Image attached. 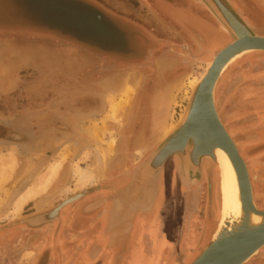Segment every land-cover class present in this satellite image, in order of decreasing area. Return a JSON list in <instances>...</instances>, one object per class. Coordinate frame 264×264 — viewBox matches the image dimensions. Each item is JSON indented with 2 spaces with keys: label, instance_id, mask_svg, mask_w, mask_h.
<instances>
[{
  "label": "rangeland",
  "instance_id": "obj_1",
  "mask_svg": "<svg viewBox=\"0 0 264 264\" xmlns=\"http://www.w3.org/2000/svg\"><path fill=\"white\" fill-rule=\"evenodd\" d=\"M96 1L115 13L120 22H128L131 32L143 33L149 39L141 45L119 41L111 57L104 52H87L116 63V70L94 78L84 69V75L75 76L80 68L60 52H32V56L17 52L15 63L0 54V172L5 171L0 179L2 264H65L81 259L87 264H102L112 250L113 261L123 252L121 264L125 256L126 264H142L141 246L148 244V253H153L152 246L164 234L168 239L163 242L171 247L178 248L176 236L182 238L179 250L185 261L188 235L195 230L203 234L210 203L206 178L190 189L179 188L170 166L154 210L133 216L116 229L108 226L111 203L107 200L130 185L135 169L154 152L165 133L179 124L193 91L187 82L200 76L213 56L196 52L189 64L172 52H153L168 43L157 39L156 31L170 36L162 18L178 19L169 6L180 10L190 5L200 7L224 31L199 0ZM195 18L198 24L204 22L199 16ZM141 20L147 27L140 25ZM228 40V36H215L214 45L227 46ZM250 57L256 59V65L264 61L263 54ZM244 70L237 73L239 76L223 75L216 102L224 126L241 147L242 157L253 165L250 175L256 190V161L264 162V68L259 65L254 73ZM4 71L10 74L2 79ZM243 80H255L258 85ZM175 85L181 86L175 90ZM103 149L112 152L102 162L100 172L101 165L92 168L99 157L102 159ZM29 163L32 170L22 175ZM215 173L219 215L217 168ZM77 195L82 196L61 210V221L39 228L26 224L28 219L50 213ZM41 201L52 206L45 208L48 205ZM258 201L264 204V189L256 195V204ZM147 217L150 223L145 227ZM65 256L67 259L62 260ZM252 261L264 264V248ZM145 264L169 263L157 256Z\"/></svg>",
  "mask_w": 264,
  "mask_h": 264
},
{
  "label": "water",
  "instance_id": "obj_2",
  "mask_svg": "<svg viewBox=\"0 0 264 264\" xmlns=\"http://www.w3.org/2000/svg\"><path fill=\"white\" fill-rule=\"evenodd\" d=\"M199 1L232 43L216 55L209 68L207 65L208 70L201 82L193 88L179 124L164 136L154 152L135 169L130 185L107 200L111 203L108 226L116 229L133 216L152 212L162 193L166 170L171 166L170 170L179 188L182 186L190 189L202 183L205 178L208 181L210 203L204 231L200 244L186 264H256L252 259L264 248V210L257 207L246 161L220 118L216 90L233 58L244 52L264 55V36L258 35L243 20L229 0ZM67 7L64 19L67 21L65 27H68V35L79 43L104 52L102 54L105 56L111 57L113 54L110 52H117L119 41L125 44L135 41L141 45L149 40L143 33L131 32L128 22H120L115 13L106 11L93 1L69 0ZM223 47L217 48L215 52ZM218 148L229 155L236 170L242 217L234 224L226 222V226L213 236L219 218V206L214 192L215 153ZM142 178H146V181L142 182ZM136 186L139 188L135 192ZM167 193L170 194L169 190ZM81 196H75L73 202ZM64 204L51 211L57 213L56 219H48V216L44 220L43 215L42 218L35 216L28 219L26 224L31 228H39L61 221L60 210ZM254 216L260 217L261 221L254 223ZM123 255V252L118 254L115 264H121Z\"/></svg>",
  "mask_w": 264,
  "mask_h": 264
},
{
  "label": "crops",
  "instance_id": "obj_3",
  "mask_svg": "<svg viewBox=\"0 0 264 264\" xmlns=\"http://www.w3.org/2000/svg\"><path fill=\"white\" fill-rule=\"evenodd\" d=\"M90 1L101 5L96 0ZM68 2L69 0H0V54L2 56L11 58L12 62L15 63L16 61L14 57L16 56L17 52H68V50L101 52L90 47V45L88 44L86 45L83 43H79L77 39L68 35V27H65L67 21L64 19L65 9L68 8ZM258 11L259 8L255 4L242 7L244 16L251 21L248 22L244 19L243 20L250 27H252L258 35L263 36L264 34H260L258 30H264V27L256 26V21L253 20V14ZM38 13L40 14L39 16ZM188 32L190 34L193 33L192 28L188 27ZM250 55L252 54L244 56L239 60L245 61V59H247L248 57L250 58ZM11 68L12 73H14L16 71L15 66L13 65ZM2 74L3 79L5 78L4 75L10 74V72L8 71L6 73L4 71V73L2 72ZM243 82H251L258 85L255 80H243ZM253 87L256 88L257 86ZM96 172L98 171H95L93 173ZM195 196L198 197V195L196 194ZM50 206H52V204H49L48 206H46V208ZM34 209L37 211L36 204L34 206ZM192 211H195V209H193ZM191 216L195 218L197 215L193 214ZM149 223L150 222L148 220V217L143 220V224L145 225V227H148ZM195 224L198 225L197 223ZM164 235L160 236L158 238L157 244H154V246H152V248L154 249L153 253H148V244L144 243L141 246L142 253L139 257L141 261H143L142 264H145L147 261L157 258V256L158 258L162 257L163 259H167V262L169 264H186V262L197 249L202 238L201 233L198 230H195L192 234L188 235V241H190V245L188 247V251H186L187 249L184 251L186 252V260L184 261L181 260V253L179 250L181 248L182 238H180V236H176L177 241H180L178 248L177 246L171 247L168 246L166 242H163L164 240L168 239L165 238ZM159 239L161 241H159ZM118 248L120 249V246H118ZM116 249L117 245L114 247V250ZM112 251H110L109 255L104 258V262L102 264H115V260L113 261L114 251ZM65 259H67L66 256ZM124 259V264H126L127 256H125ZM87 263L89 262L84 259H81L78 262H65V264Z\"/></svg>",
  "mask_w": 264,
  "mask_h": 264
},
{
  "label": "flooded vegetation",
  "instance_id": "obj_4",
  "mask_svg": "<svg viewBox=\"0 0 264 264\" xmlns=\"http://www.w3.org/2000/svg\"><path fill=\"white\" fill-rule=\"evenodd\" d=\"M233 6V8L236 10V12L245 20V21H251L246 18L242 12L243 6H249V5H256L259 8V11L253 14V20L256 21V26H262L264 27V0H229ZM148 2V1H147ZM169 9L172 13L177 16L178 19L170 18V20L166 18H162V24L167 25L170 29L169 35L167 37L159 35V32L156 31L154 33L156 35L157 39L160 40H166L168 43H165L160 47V49L155 50L153 52H172L173 54L184 57V59L190 63L194 62L196 52H207L209 56H212L215 52L214 50L218 47L214 45V37L220 36V37H227L224 32H222L215 21L212 19L211 16L208 15L207 12L203 11L200 7H193V6H187V8L180 10L178 7L169 6ZM160 14L159 12H157ZM196 16H199L204 22L198 24L196 22ZM141 24L144 27H147V23H145L143 20H141ZM138 23V22H137ZM188 27L192 28L193 33L188 32ZM258 32L260 34H264V30L259 29ZM158 33V34H157ZM195 33V34H194ZM198 36V37H197ZM163 37V38H162ZM194 52V53H192ZM63 55H66L67 57H71V63L74 62L77 67L80 68L79 72L75 76H82L84 75V69H86V75L90 77H100L102 74H104L107 70L108 72L112 70H116L117 64L112 63L111 61H107L105 59L99 58L95 55H91L87 52L79 51V50H68V52H60ZM29 55L32 56V52H29ZM261 68H264V61L259 64ZM259 65H256V59L253 58H247L245 61L238 60L235 63L231 65V67L227 71V77L228 75L234 73L237 76H239L237 73L244 72L246 69H252V72H256V68H259ZM105 68V69H102ZM83 69V70H82ZM179 70V69H178ZM82 71V72H81ZM177 71V70H175ZM104 72V73H103ZM237 77L236 81H239ZM228 94V91L226 92ZM231 134V133H230ZM233 136V135H231ZM263 138V137H262ZM264 139V138H263ZM264 142V141H261ZM239 149L241 150V147L239 143H237ZM242 152V151H241ZM249 172L252 175V167L253 165L251 162H249L246 159ZM257 176L256 181V190L254 188L255 198L256 195H259V191L264 189L261 187L264 184V162L262 161H256V171L254 172V176ZM172 180V179H171ZM257 206L264 210V204L258 201ZM1 238V236H0ZM3 243L0 241V246H2ZM54 256H56L57 252H53ZM52 254V255H53ZM65 257H62V260H64ZM2 264V263H0Z\"/></svg>",
  "mask_w": 264,
  "mask_h": 264
},
{
  "label": "bare ground",
  "instance_id": "obj_5",
  "mask_svg": "<svg viewBox=\"0 0 264 264\" xmlns=\"http://www.w3.org/2000/svg\"><path fill=\"white\" fill-rule=\"evenodd\" d=\"M264 36V35H263ZM232 41L229 43L231 44ZM228 44V45H229ZM227 45V46H228ZM226 47V46H225ZM224 47V48H225ZM223 48V49H224ZM222 49V48H221ZM219 50L222 51V50ZM217 52L216 54H213L212 56V59L211 61L208 63V68L211 66L214 58L216 57V55L219 53ZM248 52V51H247ZM250 53H242L238 56H236L235 58H233L230 62V64L228 65L225 73L228 71V69L231 67V65L233 63H235L237 60H239L240 58L244 57V56H247L249 55ZM207 69H205L204 72L201 73L200 76H196L194 78H192L191 80H189L187 82V88L189 89V91L194 88L197 84H199L202 80V78L205 76L206 72H207ZM224 73V74H225ZM181 85H175L174 89L175 90H178L180 88ZM174 90V91H175ZM189 93V92H188ZM217 97V96H216ZM217 100V99H216ZM218 110V108H217ZM221 118V116H220ZM222 120V119H221ZM168 131L165 133L167 134ZM231 135V134H230ZM165 136V135H164ZM232 137V136H231ZM163 138V137H162ZM233 139V137H232ZM237 145V144H236ZM238 147V145H237ZM239 149V148H238ZM240 151V150H239ZM111 149H106V150H102V159L99 157V160L98 162L96 163V165L92 168V169H95V168H98L99 166L98 165H101V168L99 169L100 172L102 170V162H106L107 159L109 157H111ZM241 152V151H240ZM215 162H216V168H217V171L219 173V179H218V186H219V198H220V216H219V219H218V227L216 229V231L214 232L213 236H216L217 235V232L221 229V228H224V226H226V222H229L231 224H234L235 221H239V219L242 217V202H241V193H240V186H239V182H238V176H237V173H236V170L234 168V165L229 157V155L221 148H218L216 150V153H215ZM245 160V159H244ZM246 161V160H245ZM247 164V162H246ZM248 166V165H247ZM53 169V168H52ZM2 170V169H1ZM30 170H32V164H27L25 165V167L23 168V173L22 175H26L27 173L30 172ZM55 170V168L53 169ZM96 170V169H95ZM98 170V171H99ZM249 170V169H248ZM86 171V170H85ZM90 171V170H89ZM11 173V172H10ZM86 173H89V172H86ZM85 173V174H86ZM250 173V172H249ZM84 174V175H85ZM83 176V175H82ZM5 177V171L2 170L0 172V179L4 178ZM83 178V177H82ZM81 179V178H80ZM146 178H142V182L143 181H146L145 180ZM253 186V184H252ZM136 190L135 192L137 191V188H139L138 186L135 187ZM36 189V188H35ZM33 191V190H32ZM253 192H254V188H253ZM31 193V192H30ZM74 198V197H73ZM73 198H70L64 202H62L59 206H61L62 204H64L62 207H61V210L68 204L72 203L75 199ZM254 200H255V193H254ZM42 202V201H41ZM44 204V206L48 205L46 202H42ZM38 205V204H37ZM59 206H57L56 208H53L54 210L57 209ZM258 207V206H257ZM46 208V207H45ZM258 209H260L258 207ZM61 210H60V213H61ZM262 210V209H260ZM52 213V212H51ZM50 213V214H51ZM49 213H40L37 215V217L39 218H42V215H43V218L42 219H46L44 217H48V219H56V215L57 213L56 212H53L52 215H50ZM41 216V217H40ZM47 219V220H48ZM254 223H259L261 221V218L260 217H257V216H254ZM128 223V222H127Z\"/></svg>",
  "mask_w": 264,
  "mask_h": 264
}]
</instances>
